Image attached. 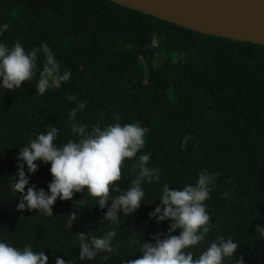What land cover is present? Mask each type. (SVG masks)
Listing matches in <instances>:
<instances>
[{
    "label": "trees",
    "instance_id": "1",
    "mask_svg": "<svg viewBox=\"0 0 264 264\" xmlns=\"http://www.w3.org/2000/svg\"><path fill=\"white\" fill-rule=\"evenodd\" d=\"M4 24L9 27L0 43L40 49L41 69L45 43L60 73L70 71V78L50 84L43 96L36 94L39 72L15 92L0 89V241L20 249L31 243L33 251L48 255V264L56 257L74 264H126L142 255V243L167 233L170 221L149 218L163 184L182 189L205 172L214 180L205 201L213 230L190 250L199 255L223 235L238 245L224 264H236L241 255L244 264H264V238L256 231L264 226V45L197 33L108 0H0ZM81 102L85 107L75 120L89 131L116 122L148 129L144 149L124 161L120 184L129 186L136 174L132 165L146 153L160 182L142 185L140 208L128 217L120 214L119 225L101 223L107 206L101 209L84 193L70 201L57 198L47 216L18 211L20 194L16 198L11 191L20 148L49 126L59 129L58 146L77 139L69 118ZM36 163L28 186L47 192L51 165ZM82 196L85 205L76 202ZM74 211L78 220L69 229ZM113 228V253L77 258V233L100 237Z\"/></svg>",
    "mask_w": 264,
    "mask_h": 264
},
{
    "label": "clouds",
    "instance_id": "2",
    "mask_svg": "<svg viewBox=\"0 0 264 264\" xmlns=\"http://www.w3.org/2000/svg\"><path fill=\"white\" fill-rule=\"evenodd\" d=\"M8 27L7 24L0 26V34ZM41 48L45 57L42 69L38 65L40 49L26 51L20 42H15L11 48L6 43H0V89L15 92L37 72L38 95L43 96L50 84L67 82L70 71L61 74L48 45L42 43ZM68 99L75 100L76 97L69 96ZM84 107L85 103L81 102L70 112L69 125L76 140L69 139L58 146L59 129L49 126L45 132L19 149L18 171L15 182L10 185L16 198L17 193L20 194L18 211L35 210L52 216L57 198L70 201L75 193H84L96 200L101 209L107 206L101 223L108 220L119 225L120 214L128 217L140 208L145 197L142 185L160 182L159 169L148 167L151 154L146 153L139 155L138 162L132 165L131 170L136 174L129 186L126 189L121 187L124 161L135 158L144 149V137L148 129L138 123L121 125L116 122L103 128L96 125L89 131L87 125L75 120L77 112ZM36 161L51 165L49 171L52 181L48 184L47 192L43 188L37 190L35 185L28 186L30 175L38 170ZM215 175L218 177L219 173ZM213 186V177L205 172L198 175L195 184H188L182 189L171 188L168 183H164L160 204L149 213V218H155L157 223L170 221L167 233L154 234L152 239L155 243L151 240L142 243L139 250L142 255L127 260L126 264H224L226 258H231L238 245L231 237L226 239L223 235L212 240L199 255L190 250L204 243L213 230L205 204ZM224 195L227 196V193ZM84 196L76 202L85 205L87 201ZM77 220V212H71L68 215V228L71 229ZM177 230L179 234H172ZM256 231L264 238V226H257ZM115 236V228L100 237L85 232L77 233V258L80 261L93 260L101 253H113ZM101 259L108 261L110 257L103 255ZM48 261V255L44 251H33L31 243L20 249L0 241V264H48ZM55 264H74V260L66 262L56 257ZM236 264H244L242 255Z\"/></svg>",
    "mask_w": 264,
    "mask_h": 264
},
{
    "label": "water",
    "instance_id": "3",
    "mask_svg": "<svg viewBox=\"0 0 264 264\" xmlns=\"http://www.w3.org/2000/svg\"><path fill=\"white\" fill-rule=\"evenodd\" d=\"M208 36L264 45V0H108Z\"/></svg>",
    "mask_w": 264,
    "mask_h": 264
}]
</instances>
